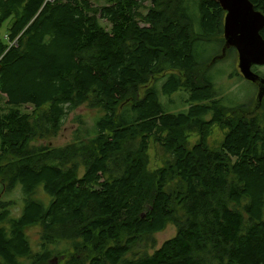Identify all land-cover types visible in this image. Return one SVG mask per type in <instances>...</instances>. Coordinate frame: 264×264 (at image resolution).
Masks as SVG:
<instances>
[{
  "label": "trees",
  "instance_id": "16d2710c",
  "mask_svg": "<svg viewBox=\"0 0 264 264\" xmlns=\"http://www.w3.org/2000/svg\"><path fill=\"white\" fill-rule=\"evenodd\" d=\"M95 2L0 0V264H264V100L226 107L206 79L238 56H222L226 13L217 0ZM81 107L94 126L78 117L71 144L44 145ZM151 142L170 158L156 171Z\"/></svg>",
  "mask_w": 264,
  "mask_h": 264
},
{
  "label": "rangeland",
  "instance_id": "374dc122",
  "mask_svg": "<svg viewBox=\"0 0 264 264\" xmlns=\"http://www.w3.org/2000/svg\"><path fill=\"white\" fill-rule=\"evenodd\" d=\"M98 2V0H92ZM95 2V3H96ZM3 31H1L2 33ZM221 49L219 46H212L207 49L201 56L202 62L210 61L220 54ZM219 56V55H218ZM238 69V56L231 54L223 61L218 62L207 74L206 79L215 85V90L219 96L223 99V105L226 107L231 106H243L245 110L255 113V105L258 97L259 88L252 83L240 79L236 76ZM179 94H174L172 99L178 101ZM0 97V101H1ZM264 100V99H263ZM162 102V101H161ZM163 102H167V99H163ZM162 102V103H163ZM263 102V101H262ZM178 108L182 109V106L178 105ZM178 110V109H177ZM97 113L88 110L86 107H81L78 110L72 112L67 117L64 126L60 134L43 144H50L55 148H64L72 143L75 131L81 127L77 118L80 117L88 128L94 126V121ZM226 131L215 126L210 132L207 138V146L209 149L215 151L218 150L224 140ZM188 144L191 148L199 141V135L197 133L189 134ZM169 156L165 153L164 149L157 143L151 142L150 150L148 153V165L150 171H156L165 166L169 161ZM37 199L47 202L49 199L45 196L42 189L38 191ZM26 235L29 239L32 250L38 251V244L40 238V227H35L27 230ZM176 235V227L173 224H169L167 228L154 236L155 248L161 247L165 242L172 239ZM150 249L152 242H149ZM58 259L54 261V264H58Z\"/></svg>",
  "mask_w": 264,
  "mask_h": 264
},
{
  "label": "water",
  "instance_id": "95a60500",
  "mask_svg": "<svg viewBox=\"0 0 264 264\" xmlns=\"http://www.w3.org/2000/svg\"><path fill=\"white\" fill-rule=\"evenodd\" d=\"M226 13L224 18L225 48H233L238 55V69L243 79L258 85V104L264 99V80L253 72V67H264V16L249 0H217Z\"/></svg>",
  "mask_w": 264,
  "mask_h": 264
},
{
  "label": "built area",
  "instance_id": "2783aa9c",
  "mask_svg": "<svg viewBox=\"0 0 264 264\" xmlns=\"http://www.w3.org/2000/svg\"><path fill=\"white\" fill-rule=\"evenodd\" d=\"M52 1V0H51Z\"/></svg>",
  "mask_w": 264,
  "mask_h": 264
}]
</instances>
